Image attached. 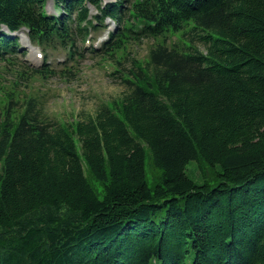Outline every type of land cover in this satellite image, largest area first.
Masks as SVG:
<instances>
[{
  "label": "trees",
  "instance_id": "16d2710c",
  "mask_svg": "<svg viewBox=\"0 0 264 264\" xmlns=\"http://www.w3.org/2000/svg\"><path fill=\"white\" fill-rule=\"evenodd\" d=\"M55 1L57 24L44 0H0V26L42 45L74 14L84 21L86 2L100 6ZM132 5L99 54L125 92L93 115L50 118L24 86L56 73L0 57L18 66L0 69V264H264V0ZM142 39L157 43L129 58ZM193 161L202 182L187 174Z\"/></svg>",
  "mask_w": 264,
  "mask_h": 264
},
{
  "label": "rangeland",
  "instance_id": "374dc122",
  "mask_svg": "<svg viewBox=\"0 0 264 264\" xmlns=\"http://www.w3.org/2000/svg\"><path fill=\"white\" fill-rule=\"evenodd\" d=\"M50 1V0H49ZM117 0H108L107 2H115ZM130 0H128L129 2ZM128 2L124 5L127 6ZM111 22H106L110 24ZM181 36V32L176 34ZM173 36L167 39V45L178 43V38ZM159 41V40H158ZM154 40H143L137 44L129 45V58H137L143 60L147 57L149 49L154 45ZM157 43V42H155ZM29 52L23 60L24 66H32L33 62L37 61L34 57V52ZM27 60V61H25ZM31 62V63H30ZM108 61L100 60L91 54H87L86 58L80 62L79 70L75 71V75L68 79L60 78L59 76L48 79H40L35 77L32 85L24 86V91L35 94L43 108V111L50 118L60 121H71L74 118H83L87 115H93L99 105L107 101L119 98L125 88L118 77L111 75L113 67ZM27 64V65H26ZM55 64V61H54ZM3 77H11V72L18 69L16 65H6L0 67ZM27 84V83H26ZM23 86V85H22ZM30 89H33L31 92ZM22 91V90H21ZM2 99L3 96H0ZM202 162L193 161L187 167V174L196 182H202L203 176H200ZM207 170V167L204 166ZM146 172L147 182L150 187L156 184L157 174L152 171L150 154L146 149ZM85 175L94 187V190L99 196H102L103 190L100 185L88 174L85 170ZM211 185L215 184L213 177L209 178Z\"/></svg>",
  "mask_w": 264,
  "mask_h": 264
}]
</instances>
